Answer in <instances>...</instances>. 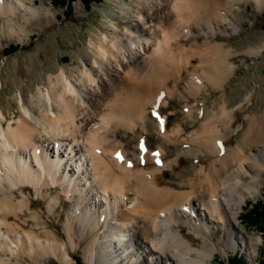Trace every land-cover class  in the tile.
<instances>
[{"label":"bare ground","instance_id":"1","mask_svg":"<svg viewBox=\"0 0 264 264\" xmlns=\"http://www.w3.org/2000/svg\"><path fill=\"white\" fill-rule=\"evenodd\" d=\"M253 2L258 10L264 7V0ZM168 4L122 2L126 25L120 30L104 24L109 34L89 44L88 64L75 73L61 69L49 75L47 89L38 86L28 103L19 91L17 118L6 120L0 108V264H20L26 257L37 264L49 257L58 264H77L72 254L79 242L85 243L87 264H210L216 254L225 253L213 226L227 234L225 246L234 248L239 239L252 257L257 253L262 238L241 228L240 210L246 198L260 195L262 187L264 106L245 117L246 126L235 129L236 108L229 109L224 102L215 110L204 98L197 108L202 115L199 127L181 140L177 134L185 130L178 127L166 134V118L160 113L169 96L166 82L178 78L182 70L188 72L187 90L195 95L229 83L235 71L228 61L231 52L220 45L208 46L199 55V67L190 71L194 53L176 43L191 35L190 20L195 17L209 19L207 34L235 31L230 22L237 20L236 9L228 0ZM43 8L45 4L38 6L36 0H0V42L4 37L27 39L31 23L44 21ZM250 50L260 56L264 43ZM186 109V119H191L192 106ZM151 111L156 132L185 145L169 161L163 147L153 152L142 141L144 150L131 157L118 141L120 132L146 133ZM241 128L235 146L229 147L227 134ZM182 156L199 163L194 178L177 188L161 186L159 177ZM206 156L212 159L203 164ZM186 185L187 191L176 190ZM58 186L67 200L76 199L63 224V242L44 228L35 231L41 216L31 211L25 192L31 187L37 199L49 198L47 212L54 215L61 201L51 193ZM25 212L35 222L28 230L26 219L17 221ZM180 225L194 238L187 237Z\"/></svg>","mask_w":264,"mask_h":264},{"label":"rangeland","instance_id":"2","mask_svg":"<svg viewBox=\"0 0 264 264\" xmlns=\"http://www.w3.org/2000/svg\"><path fill=\"white\" fill-rule=\"evenodd\" d=\"M133 0H102L99 4H94L90 10L83 7L80 0H74L72 3V11L67 12L66 8L52 6L50 0H36L37 5L45 4L43 8L44 21L34 20L28 28L30 33L27 39L19 41L16 38L4 37L0 42V108L5 115L6 120L17 118L19 116L18 103L16 95L22 92L24 103L29 102V98L36 92L39 86L41 90L47 89V79L51 74H57L64 69L67 74L75 73L82 68L83 64L89 63L92 57L89 44L95 42L102 34H109L104 24L112 23L120 30L126 25L124 16L120 12L123 4H128ZM174 0H166V4L172 3ZM199 1V0H194ZM202 1V0H200ZM207 1V0H205ZM236 10H233L234 18L230 26L237 28L232 30H217L211 35L206 33L207 27L211 26L208 18L195 17L190 20L192 26L191 35L180 37L178 46L184 50L194 53V57L189 66L190 71L199 67V55L205 52L208 46L220 45L223 51L231 52L228 61L235 65V71L229 83L221 88H208L201 95H195L194 92L188 91V72L180 71L178 78L170 79L165 84V89L169 93L166 100V106L160 110L161 116L166 118V134L170 133L174 128L181 127L185 131L177 134L179 140L187 138L190 132L197 129L202 121L199 101L206 98V105H213L217 110L224 102L227 108L235 109L236 121L233 128L238 129L239 124L247 125L245 117L249 114H258L264 106V52L260 56L250 53V49L260 46L264 43V7L257 9L253 0H228ZM233 2V3H232ZM227 4V3H225ZM168 9L170 4H168ZM221 14L224 13V7H220ZM46 11V12H45ZM167 12V11H166ZM172 15L171 12L168 15ZM208 20V21H207ZM171 22V23H170ZM41 24L43 28L40 29ZM172 25V18L166 21V31L169 32ZM40 29V30H39ZM107 31V32H106ZM93 41V42H92ZM173 43L172 45H176ZM16 46L17 49L5 55L3 50L10 46ZM249 50V51H248ZM196 53V54H195ZM196 55V56H195ZM169 65V61L166 63ZM184 64V63H182ZM176 80V81H175ZM188 92H187V91ZM20 91V92H19ZM250 93V99L245 100L246 94ZM239 104H242L238 107ZM187 106H192V118L186 119ZM196 108V109H195ZM150 120L147 123L148 131L141 133L138 131L133 133L117 134L118 141L130 153L131 157H136L141 152V143L149 146L153 152L164 148L166 152V161L174 158L177 152L181 151L185 146L180 142H169L166 136H162L156 132V119L152 113L149 114ZM153 120V121H152ZM5 127L7 121L5 122ZM185 127V128H184ZM168 131V132H167ZM241 128L236 133L227 134V145L234 147L237 138L243 133ZM141 134V135H140ZM199 151L198 148H196ZM134 155V156H133ZM212 157L206 156L201 159L203 164H208ZM203 160V161H202ZM199 163L191 156L180 157L177 164L171 169H167L163 175L159 177L160 185L163 187L177 188L178 185L188 184L198 169ZM262 184L260 195L253 198H246L243 202L241 215V228L245 229L250 235L260 236L262 243L255 256H251L246 246L238 239V243L234 248L225 246L227 234L222 232L218 226H213L212 233L220 245L225 250L224 254H216L210 264L215 261L231 259L234 253L241 254L244 264H261L264 261V244L263 237L258 229L249 226L243 220L246 203L264 202V178L259 180ZM188 186L182 189H176L178 192L188 190ZM25 192L32 201L31 211L40 214V226L36 227V232H42L43 228L51 231L56 235L57 240L63 242L65 240L64 226L67 213L76 205V199L67 200L61 187L52 190L51 197L57 196L61 203L56 208V213L50 215L47 212V202L49 198H39L34 196V190L27 187ZM19 196V195H18ZM199 208L198 203L195 204ZM26 219V220H25ZM10 220H14L12 217ZM26 221L25 229L35 227V222L30 219V214L25 212L21 215L19 223ZM183 233L190 239L194 238L192 233H188V228L183 227ZM85 243L79 242V247L72 254L73 260L79 258L83 264H87L83 258V246ZM238 254V255H239ZM20 264H37L31 259L25 258V262ZM43 264H58V262L49 257L43 261Z\"/></svg>","mask_w":264,"mask_h":264},{"label":"trees","instance_id":"3","mask_svg":"<svg viewBox=\"0 0 264 264\" xmlns=\"http://www.w3.org/2000/svg\"><path fill=\"white\" fill-rule=\"evenodd\" d=\"M52 6L55 7H63L66 8L67 12L72 11V3L74 0H50ZM83 7L87 10H90L94 4H99L102 0H80ZM17 49L16 46H10L3 50L5 55L14 52ZM243 220L246 224L251 227L258 229L259 233H261L263 237V244H264V202L259 201L255 203L247 202L245 213L243 214ZM235 253L228 261H215L214 264H244L245 261L242 258L241 254ZM77 264H83L80 259L77 257L75 258ZM264 264V261L261 263Z\"/></svg>","mask_w":264,"mask_h":264},{"label":"snow or ice","instance_id":"4","mask_svg":"<svg viewBox=\"0 0 264 264\" xmlns=\"http://www.w3.org/2000/svg\"><path fill=\"white\" fill-rule=\"evenodd\" d=\"M161 124H163V121H161ZM143 144H141V151H143ZM155 155V154H154Z\"/></svg>","mask_w":264,"mask_h":264}]
</instances>
